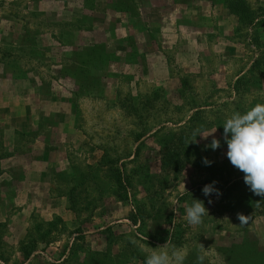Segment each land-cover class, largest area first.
Masks as SVG:
<instances>
[{"label":"rangeland","instance_id":"374dc122","mask_svg":"<svg viewBox=\"0 0 264 264\" xmlns=\"http://www.w3.org/2000/svg\"><path fill=\"white\" fill-rule=\"evenodd\" d=\"M64 2L0 0V156L22 142L18 130L3 134L7 128L39 123L49 132L70 115L78 131L63 140L68 168L52 173L49 190L54 198L70 195L75 212L62 196L67 213L30 216L22 237L20 220L1 224L0 264H53L62 255L55 264H145L146 248L166 243L169 252L186 249L184 264H197L200 244L209 249L204 264H264V197L231 165L223 137L233 113L264 103V0H239L241 21L229 32L215 29L221 52L202 57L199 69L182 68L169 53L165 75L112 69L99 28L88 38L75 35L74 24L54 21L65 16ZM226 43L236 45L235 57L222 56ZM189 45L173 51L188 52ZM18 109L24 117L15 115ZM179 132L188 137L172 180L160 159ZM214 138L216 150L209 147ZM213 181L221 195L206 197L202 189ZM192 200L203 201L209 215L196 226L185 219ZM238 213L249 216L247 224L240 225Z\"/></svg>","mask_w":264,"mask_h":264},{"label":"crops","instance_id":"0c3cea01","mask_svg":"<svg viewBox=\"0 0 264 264\" xmlns=\"http://www.w3.org/2000/svg\"><path fill=\"white\" fill-rule=\"evenodd\" d=\"M59 12L65 16L54 21L74 24L73 31L78 32L75 35L93 38L94 30L99 28L104 54L114 57L107 61L112 62V69L138 68L155 71L154 75L168 74L169 53L177 55L176 62L182 68L199 69L202 57L221 52L215 29L224 25L223 30H234L237 20L226 10L223 0H69ZM186 43L190 44L188 52L173 51L174 47L183 50ZM236 50L235 44L226 43L222 56L235 57ZM15 115L24 117L25 111L18 109ZM53 124L49 132L42 130L39 123L25 130H3L5 135L18 130L17 136L22 137L21 143L10 146L13 153L0 156V225L20 220L22 225L16 228L19 237L26 231L30 216L43 213L59 217L67 213L64 199L49 195L50 178L54 171L68 168L63 140L77 137L78 131L70 115ZM39 202L43 211L37 207ZM63 258L62 255L51 262L60 263Z\"/></svg>","mask_w":264,"mask_h":264},{"label":"clouds","instance_id":"9594fccd","mask_svg":"<svg viewBox=\"0 0 264 264\" xmlns=\"http://www.w3.org/2000/svg\"><path fill=\"white\" fill-rule=\"evenodd\" d=\"M217 131L215 129L208 135L203 133L195 135L207 139ZM230 134V138H229ZM223 137L227 144V158L231 165L244 173V183L250 191L256 196L264 197V103H256L245 113H233L223 124ZM216 150L220 147V141L213 139L210 146ZM203 163L206 166L211 165V161L204 158ZM216 184L205 185L202 189L203 194L208 197L215 194L221 195ZM209 204L212 200L208 201ZM208 215L204 202L192 200V204L186 208L185 219L189 225L196 226L203 222V217ZM237 219L240 225L248 223L249 216L238 213ZM200 252L197 256V264H204L205 258L209 255V249H205L202 244L199 245ZM147 256L145 264H184L187 251L184 248H173L168 251L167 243L157 248L147 247Z\"/></svg>","mask_w":264,"mask_h":264},{"label":"trees","instance_id":"16d2710c","mask_svg":"<svg viewBox=\"0 0 264 264\" xmlns=\"http://www.w3.org/2000/svg\"><path fill=\"white\" fill-rule=\"evenodd\" d=\"M224 6L226 8V10H228V12L234 16L237 20L239 18H241V15H239L238 13V4H239V0H223ZM239 21H241L239 19ZM250 21H248L247 25H249ZM144 133H141L139 135H136L134 138V142H138L143 136ZM188 135H186L183 132H179L177 133L175 136L171 137L170 139H168L166 141L165 146L162 147V156L160 159V170L167 174H171L172 175V180L175 179L177 177V175L179 174L181 168H182V149L181 147L184 145V142H186ZM173 141V142H172ZM141 141H139L138 143H140ZM137 150L138 147L136 146L135 148V152H134V156L137 154ZM136 172L133 171V174H135ZM120 175L117 174V178L116 181L117 182H122V179L119 177ZM55 178V175L52 174L51 175V181H53V179ZM127 179V178H124ZM50 181V184H51ZM66 197V205L69 206L68 210L72 213L75 212L76 209L73 208V198L68 195H62ZM61 196V197H62ZM124 198V197H122ZM136 214H133L129 217L130 221L132 223H135L136 221Z\"/></svg>","mask_w":264,"mask_h":264}]
</instances>
